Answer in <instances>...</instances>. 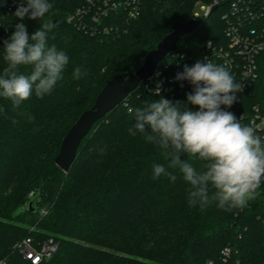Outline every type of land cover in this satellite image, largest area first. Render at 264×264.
Instances as JSON below:
<instances>
[{
    "label": "trees",
    "instance_id": "16d2710c",
    "mask_svg": "<svg viewBox=\"0 0 264 264\" xmlns=\"http://www.w3.org/2000/svg\"><path fill=\"white\" fill-rule=\"evenodd\" d=\"M13 1L0 0V73L6 67L4 41L15 25L24 23L31 35L40 24L16 18ZM196 1L138 0L135 16L122 6L94 21L92 12L70 19L88 0H49L53 7L45 19L57 26L48 44L65 51L69 63L50 94L41 98L33 91L15 109L0 98V261L33 264L15 248L31 236L58 243L39 264H264V182L243 208L227 210L217 202L191 206V186L179 169L168 168L169 161L144 133L128 131L135 123L128 107H143L161 96L198 110L187 102L189 89L156 95L142 81L93 125L68 172L55 163L63 137L103 86L120 72L137 70L176 21L193 16ZM223 12L220 6L204 17L176 49L198 57L208 39H223ZM78 66L87 74L75 79ZM20 71L27 75L31 68ZM244 103L248 111L253 105L264 111V50ZM181 158L202 170L199 159ZM156 164L176 175L175 182L163 174L154 179Z\"/></svg>",
    "mask_w": 264,
    "mask_h": 264
},
{
    "label": "clouds",
    "instance_id": "9594fccd",
    "mask_svg": "<svg viewBox=\"0 0 264 264\" xmlns=\"http://www.w3.org/2000/svg\"><path fill=\"white\" fill-rule=\"evenodd\" d=\"M21 0L14 16L23 21H40L39 27L28 34L24 23L15 25V31L4 41L3 61L6 67L0 73V98L11 101L13 108L31 97L50 94L69 63V56L55 44L49 46V33L57 26L45 19L53 5L49 0ZM210 43V42H209ZM30 67L31 72L20 70ZM82 73L78 66L73 72L75 79ZM177 81H188L194 88L186 94L187 102L198 106L192 110L180 101L160 99L146 102L143 107H128L134 117L131 135L144 133L145 139L155 144L169 161L168 168L179 169L184 181L190 184L188 202L204 208L213 202L218 207L232 210L243 208L255 198L264 182V138L255 134L252 126L242 125L240 120L225 108L237 100L241 84L235 82L225 65L197 61L184 66L177 73ZM160 95V85L155 89ZM224 106V108H222ZM29 120L35 117L29 115ZM15 123V121H13ZM150 130L151 134H148ZM204 162L202 170L188 160ZM166 175L175 182L176 175L162 164L153 166V178Z\"/></svg>",
    "mask_w": 264,
    "mask_h": 264
},
{
    "label": "built area",
    "instance_id": "2783aa9c",
    "mask_svg": "<svg viewBox=\"0 0 264 264\" xmlns=\"http://www.w3.org/2000/svg\"><path fill=\"white\" fill-rule=\"evenodd\" d=\"M138 0H88V5L76 10L70 19L82 17L92 12V20L97 21L106 16L111 10L122 6L130 7L131 16L138 14L140 5ZM21 1L14 0L12 6L19 7ZM222 6V18L225 21L223 39H208L202 53L193 57L184 51L175 49L168 54V61L145 81V87L155 93L160 85V93L175 95L187 89L194 91L188 81H177L176 74L183 72L184 66H193L198 60L225 65L233 76L235 82L241 84L242 90L237 93L236 102L226 111L233 113L238 120H247L248 126L254 127L255 134L264 138V111L258 105L245 109L244 95L254 85L258 77V56L264 50V0H211L209 2L196 1L193 16L204 18ZM215 11V10H214ZM210 42V43H209ZM161 62V63H162ZM168 69L166 74L165 70ZM224 108V106H222ZM15 248L23 258L33 264H39L44 259L50 258L58 249V243L53 237L35 239L31 236L20 239ZM229 248L225 253H229ZM0 264H6L0 261Z\"/></svg>",
    "mask_w": 264,
    "mask_h": 264
},
{
    "label": "water",
    "instance_id": "95a60500",
    "mask_svg": "<svg viewBox=\"0 0 264 264\" xmlns=\"http://www.w3.org/2000/svg\"><path fill=\"white\" fill-rule=\"evenodd\" d=\"M216 8L214 7L212 11ZM203 21L204 18L194 17L183 22L176 21L173 29L159 41L154 49L146 54L143 64L137 70L120 72L103 86L93 106L80 114L62 139L55 163L64 172L70 170L82 139L90 132L93 125L118 105L131 91L135 90L142 81L150 78L168 54L176 49L177 42L181 37L198 29ZM31 204L32 201H30Z\"/></svg>",
    "mask_w": 264,
    "mask_h": 264
}]
</instances>
